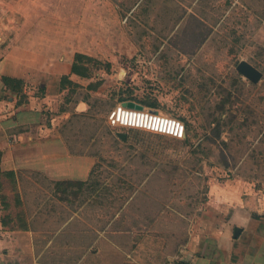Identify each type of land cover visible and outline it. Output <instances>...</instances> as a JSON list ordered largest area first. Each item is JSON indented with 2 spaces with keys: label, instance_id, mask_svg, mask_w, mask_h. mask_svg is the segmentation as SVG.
<instances>
[{
  "label": "rangeland",
  "instance_id": "rangeland-1",
  "mask_svg": "<svg viewBox=\"0 0 264 264\" xmlns=\"http://www.w3.org/2000/svg\"><path fill=\"white\" fill-rule=\"evenodd\" d=\"M134 2L27 6L37 18L26 28L38 30L43 48L63 59H93L82 61L87 74H64L71 82L58 106L71 114L63 129L71 149L96 156L88 185L97 183L98 192L86 185L67 204L42 175L24 172L19 186L0 174L7 228L31 224L43 261L76 264L99 229H116L108 222L118 214L129 230L155 219L156 238L141 257L172 263L212 185L264 186V0H150L132 12ZM241 60L263 72L258 83L237 70ZM126 101L179 118L185 137L111 125L109 113ZM71 215L73 225L64 226ZM100 256L86 260L99 263Z\"/></svg>",
  "mask_w": 264,
  "mask_h": 264
},
{
  "label": "crops",
  "instance_id": "crops-1",
  "mask_svg": "<svg viewBox=\"0 0 264 264\" xmlns=\"http://www.w3.org/2000/svg\"><path fill=\"white\" fill-rule=\"evenodd\" d=\"M31 3L36 0H0V170L14 171L19 186L24 172L42 175L52 183L90 182L96 156L70 148L63 129L71 114L58 106L65 91L62 78L70 73L74 56H53L42 47L38 30L26 28L27 21L37 18L36 13L26 12ZM3 76L24 81L27 99L23 103L22 93L8 88ZM236 182L228 180L221 188L211 186L208 204L171 256L172 263H161L151 255L141 257L144 244L156 238L151 234L155 219L150 226L129 230L116 213L108 222L115 223L116 229H99L76 264H89L88 254L101 255L100 262L92 264H264V186ZM51 192L59 202L70 203L59 200L54 189ZM1 205L0 264H57L41 260L43 250L37 249L31 224L25 223L27 229L8 230ZM75 215L66 217L64 226L73 225ZM236 227L241 228L239 237H235Z\"/></svg>",
  "mask_w": 264,
  "mask_h": 264
},
{
  "label": "built area",
  "instance_id": "built-area-1",
  "mask_svg": "<svg viewBox=\"0 0 264 264\" xmlns=\"http://www.w3.org/2000/svg\"><path fill=\"white\" fill-rule=\"evenodd\" d=\"M108 122L113 126L146 129L177 138H184L186 134L185 123L179 118L145 108H130L123 104L111 110Z\"/></svg>",
  "mask_w": 264,
  "mask_h": 264
},
{
  "label": "trees",
  "instance_id": "trees-1",
  "mask_svg": "<svg viewBox=\"0 0 264 264\" xmlns=\"http://www.w3.org/2000/svg\"><path fill=\"white\" fill-rule=\"evenodd\" d=\"M150 3V0H135V2L131 5V8L129 9L130 11L132 9H136L137 7L141 6L143 2ZM149 4V6H150ZM148 6V7H149ZM165 9V8H164ZM84 59L88 60H93L92 57L82 54V53H76L74 62L72 65V71L74 73L83 75L87 74L88 71V66H83L82 61ZM4 83L8 88H10L13 91L22 93V100L21 102L23 103L27 99V95L23 93L24 90V81L18 78L10 77V76H3L2 77ZM66 82H71L69 81L68 78H63L62 79V88L64 87L63 84ZM68 126V125H66ZM65 136V135H64ZM71 148V147H70ZM0 174L5 175L9 177L10 180H15L16 182V174L14 171H6V172H0ZM55 184V192L58 194V199L61 201H69V196L72 194L74 196H79L80 193L82 192V189L88 185L90 182L89 181H82V180H57L53 181ZM97 183H93L88 185L89 189L94 190L97 188ZM254 217H258L255 214H252ZM3 223L5 224V219L2 220ZM20 228L27 229V225H22Z\"/></svg>",
  "mask_w": 264,
  "mask_h": 264
},
{
  "label": "water",
  "instance_id": "water-1",
  "mask_svg": "<svg viewBox=\"0 0 264 264\" xmlns=\"http://www.w3.org/2000/svg\"><path fill=\"white\" fill-rule=\"evenodd\" d=\"M236 68L243 76L247 77L253 83H258L263 76V72L247 60H241ZM122 104L130 108H136V109L144 108L143 105L136 103L134 101H126L123 102ZM120 137L125 139L123 133H120ZM240 233H241V228L236 227L235 237H239ZM177 264H183V263H177Z\"/></svg>",
  "mask_w": 264,
  "mask_h": 264
},
{
  "label": "bare ground",
  "instance_id": "bare-ground-1",
  "mask_svg": "<svg viewBox=\"0 0 264 264\" xmlns=\"http://www.w3.org/2000/svg\"><path fill=\"white\" fill-rule=\"evenodd\" d=\"M166 135H168V134H166Z\"/></svg>",
  "mask_w": 264,
  "mask_h": 264
}]
</instances>
